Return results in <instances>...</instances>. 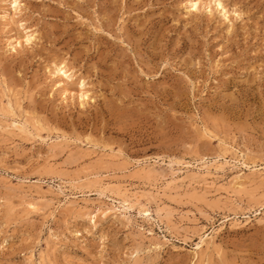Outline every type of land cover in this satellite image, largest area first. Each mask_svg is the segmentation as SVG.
I'll return each instance as SVG.
<instances>
[{
	"label": "rangeland",
	"instance_id": "obj_1",
	"mask_svg": "<svg viewBox=\"0 0 264 264\" xmlns=\"http://www.w3.org/2000/svg\"><path fill=\"white\" fill-rule=\"evenodd\" d=\"M187 1L0 0V264H264V0Z\"/></svg>",
	"mask_w": 264,
	"mask_h": 264
},
{
	"label": "bare ground",
	"instance_id": "obj_2",
	"mask_svg": "<svg viewBox=\"0 0 264 264\" xmlns=\"http://www.w3.org/2000/svg\"><path fill=\"white\" fill-rule=\"evenodd\" d=\"M14 2L13 3H11V4H14L15 6L13 7L14 8V13L13 14H10V15H4L3 17H4V19L8 22V23H12V24H14L13 23V21L15 20V16L17 17V14L18 13H20V11H21V7H20V3H19V0H13ZM207 1V0H206ZM205 0H188L187 1V3H186V8H187V12L188 13H192L193 11H198V10H200V9H202V8H205V9H210V8H212L211 7V5H212V2L211 3H208V2H206ZM217 6L221 9V11H222V15L226 18V19H229V16L230 15H228V13H229V11L224 7V5L222 4V2L220 1V0H218V2H217ZM216 6V7H217ZM13 12V11H12ZM30 34V33H29ZM28 34V36H26V40H25V42L27 43V44H32L33 43V41H35L34 39H35V34H32V35H29ZM23 38H25V37H23ZM13 40V39H12ZM22 43H21V41H18L17 39L15 40V43L13 42L10 46H12L11 48V51L12 52H17V48H18V46H20ZM9 46V47H10ZM21 47V46H20ZM61 67V66H60ZM72 72V71H71ZM56 74V76H57V78H58V82H59V79H60V82H59V86L58 87H62L61 88V90H62V92H63V90H64V92H66V94L67 93H69V91H70V89H69V83H70V81L72 82L73 81V79H74V75H73V73H70V69L69 70H67V69H65V67H61V68H58V70L56 71V73H54V75ZM75 74V73H74ZM56 78V79H57ZM82 82V81H81ZM72 83H74V82H72ZM58 84V83H57ZM85 83L83 82L82 83V85H84ZM55 85V84H54ZM72 85V84H71ZM84 88V87H83ZM89 91V90H88ZM87 91V92H88ZM71 92V91H70ZM74 92V91H73ZM87 92H83V90H82V93H81V95L79 96V97H81L80 99H83V100H85L86 101V99H89V97H88V94H87ZM90 93V92H89ZM91 99V98H90ZM85 104V103H84ZM83 104V105H84ZM17 105V104H16ZM20 124V123H19ZM19 124H17V126H18V130L20 129V130H23L25 127V125H23V127L21 126H19ZM15 126H16V123L14 124ZM21 125V124H20ZM16 129H17V127H15ZM23 134V133H22ZM231 150V149H230ZM233 151V150H232ZM239 158V157H238ZM225 159V158H224ZM236 159V158H235ZM241 159H242V157H241ZM226 160V159H225ZM227 162H229V161H227ZM235 162H236V160H235ZM238 162V161H237ZM174 163H175V161H174ZM173 162L170 164L169 163V166H173V164H174ZM176 164V163H175ZM178 164V163H177ZM211 164V163H210ZM227 164H229V163H227ZM231 164V163H230ZM233 164H234V162H233ZM240 164V163H239ZM241 165V164H240ZM244 167H249V165H248V163L246 162V161H244L243 162V164H242ZM203 167H200L199 168V170L200 171H202V172H205V173H208V174H210L209 172H210V168L208 167V166H206V164L205 165H202ZM198 167H199V165H198ZM237 167V166H236ZM235 167V168H236ZM197 168V167H196ZM238 168H241V167H238ZM247 169V168H246ZM222 170V169H221ZM224 170V169H223ZM149 172V171H148ZM147 172V173H148ZM152 173V172H151ZM242 173V172H241ZM199 174H200V172H199ZM212 174V173H211ZM92 175V174H91ZM240 175V174H239ZM241 176H244V178H245V175H243V174H241ZM241 176H236L237 177V179H242V177ZM88 177V176H87ZM80 179V178H79ZM236 179V178H235ZM178 180V179H177ZM242 180H244V179H242ZM77 181V180H76ZM83 181V180H82ZM239 181V180H238ZM232 182V181H231ZM234 182H237V181H234ZM241 182H243V181H241ZM74 183V182H73ZM97 183L99 184V182L97 181ZM74 184H77V182H75ZM237 184V183H236ZM235 184V185H236ZM242 184V183H241ZM22 185V184H21ZM70 185L72 186V184L70 183ZM80 185H82V184H80ZM84 185V184H83ZM82 185V186H83ZM74 186V188H75V185H73ZM77 186H79V185H77ZM131 186V185H130ZM65 187V186H64ZM108 187V186H107ZM60 188V187H59ZM72 189H73V187H72ZM122 189V188H121ZM127 189V188H126ZM66 190H67V187H66ZM73 190H75V189H73ZM102 190H103V188H102ZM110 190V189H109ZM130 190V189H129ZM60 191H61V195L62 194H65L66 195V199H76L77 197H71V195H68L67 193H65V191L61 188L60 189ZM106 191H107V189H106ZM119 191V190H118ZM53 192V191H52ZM101 193H100V195L101 196H107V192H102V191H100ZM111 192V191H110ZM59 194V193H58ZM98 194H99V192H98ZM111 194V193H110ZM128 194V193H127ZM99 195V196H100ZM126 195V194H125ZM73 196V195H72ZM107 198V197H106ZM110 198V197H109ZM116 201V200H115ZM114 200H113V204H112V207H110L109 209H107V210H103V211H101V210H99V212H100V214H101V216L102 217H107V215H115V216H121V215H124V217H125V215L127 216V214L128 213H131L132 211H134L135 210V208H134V204H133V202H132V200H131V198L130 197H128V198H124L123 197V199L122 200H120L119 201V203H116ZM118 201V200H117ZM66 203V202H65ZM69 203V202H68ZM70 203H72V202H70ZM66 205V204H65ZM111 205V204H110ZM30 206V205H29ZM264 206V205H263ZM147 208V207H146ZM263 208V207H262ZM93 214V213H92ZM144 214L146 215V216H151V214H150V210H147V211H145L144 212ZM85 215V214H84ZM131 215V214H130ZM86 216H87V212H86ZM89 216V215H88ZM87 216V217H88ZM129 216V215H128ZM95 218H97V214H94V216H90V219L93 221V222H95ZM214 239H215V233L213 232L212 234H209L208 236L206 235V236H204V237H202L200 240H201V242L198 244V246H197V250H198V254H200L204 249V247L205 246H208V244H210V242L211 241H214ZM213 244V243H212ZM199 251H201L200 253H199ZM203 253V252H202ZM197 254V255H198ZM202 255V254H201ZM199 256V255H198ZM198 258V257H197Z\"/></svg>",
	"mask_w": 264,
	"mask_h": 264
}]
</instances>
